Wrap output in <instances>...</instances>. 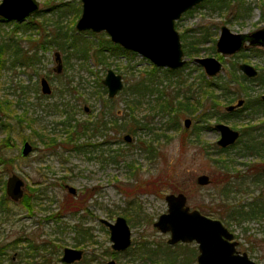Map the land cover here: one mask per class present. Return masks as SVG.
Here are the masks:
<instances>
[{
  "label": "rangeland",
  "instance_id": "1",
  "mask_svg": "<svg viewBox=\"0 0 264 264\" xmlns=\"http://www.w3.org/2000/svg\"><path fill=\"white\" fill-rule=\"evenodd\" d=\"M230 1H232L233 8L230 9L232 12H245L243 8L237 9L236 7V4L242 2L244 7L249 8L246 10L250 12L249 16L233 17V13H228L229 8L217 12L209 8V4H205L195 6L191 13H184L178 20H175V28L180 34L186 29H190L192 32H186V37L194 35L199 38L200 45L197 46L199 53L193 56L185 55L187 64L179 73L187 79L185 85L175 87V84H171L167 86V82L163 80L162 85L158 86L160 90L170 96L177 94L179 98L182 93L188 95L190 93L188 84L190 82L197 83L194 86L196 90L197 85L199 86L198 82H200L198 76L203 72L200 66L192 62L193 58L212 56L218 59L214 48L211 47L212 41L201 40L199 32L201 26H212L211 33L213 34V30H216L215 40L221 25H226L233 32H248L264 27V0ZM38 2V13L49 16L50 25L58 21V24L65 27L73 19L74 8L77 5L81 7L80 0H38ZM65 2L69 4H63ZM77 19L78 17L75 22ZM12 22L14 21L0 17V40L3 34L12 30ZM83 32L75 30V33ZM79 35L92 40L93 45H96L95 43L101 38L100 33H97V36ZM80 36L79 39H82ZM181 41L184 48V40ZM35 45L27 46L34 47ZM55 52L60 54V58L62 57L63 67L60 72H56ZM94 52V48L89 50L92 59L83 64L72 57L78 53L70 51L71 56L68 52L52 47L46 51H39L35 59L37 64L31 68L19 67L8 61L1 71L0 99L10 102L14 119L11 117L8 119L11 122L12 145L7 148L0 147V154L7 158L6 161H11L0 167L5 170L0 174V180L6 181L10 174L15 173L24 180L26 187L40 186L43 189L37 195L39 197L32 213H28L22 205L12 202L8 206L7 213L0 212V246H4L15 238L31 236L37 244H43L46 240L54 238L56 243L62 247H73L76 240L85 237L87 238V245H85L87 253L83 260L76 264H106L107 260L111 258L109 255L111 242L108 228L99 221L101 218L113 222L116 216H123L125 212L130 213L133 220L128 224L132 240L149 241L152 246H155L159 243L165 244L168 238V234L160 232L153 226L157 217L167 209L164 200L166 194L183 192L187 197V204L191 208H195L199 200H203L207 207L212 208H217L218 202H221L219 206L223 207L230 201H234L225 200L224 197L218 195L226 191V187H224L223 172L215 162L219 157V152L215 148L212 147L206 151L201 147H195L189 143L188 138L182 143L180 138L182 132L167 129L170 117L163 113L161 115L152 111L149 113L145 105L135 120L127 121L128 113L124 109L126 102L131 98L124 90L119 92L113 101H109L106 88L101 84L107 69H113L116 73L121 74L126 85L127 81L132 83L137 80L136 78L140 74H143V78H145V70L151 68V62L140 54L132 52L133 54L128 55L105 56L103 54L104 58H101L104 63H100L94 59ZM244 55L258 70L264 67V49L250 48V51H246ZM234 59L239 60L240 57ZM234 59L232 57L223 58L224 69L220 73L221 76L227 74V68L237 64ZM65 61H69L67 69ZM42 76H45L50 83L52 88L50 95H43L40 91L39 79ZM174 81L175 79L172 80V82ZM250 91L251 96H260L264 93V88L257 83H250ZM153 97L150 96V99ZM147 98L149 97H143L142 100L146 101ZM174 98L177 100V97ZM58 100L62 102V106L59 105L60 103L58 104ZM27 107L29 108L25 116L30 119L24 120L21 126L17 117H22V115L24 117ZM220 108L224 112V107ZM243 110L244 108L240 112L241 117L236 120L210 119L207 125L211 128L203 131V140L210 145L211 143L216 145V140L219 138V132L213 128L216 122H224L231 127L236 124L239 128L242 124L251 122L257 124L264 120V114L250 116L252 110ZM199 112L197 110L193 115L184 113L179 116L174 114V116L179 120L181 128H185L183 125L185 118L191 120L190 126L185 128L191 134L193 126L198 125L192 116L198 115ZM143 114H145L143 120L146 123H151L150 127H154L153 134H159L160 139L155 144L157 146L155 154H144L137 147L138 143H142V141L148 142L149 134L132 135L138 126L137 118L141 122ZM123 116L125 117L124 124L121 120ZM96 117L102 118L107 127L99 129L101 136L87 139V141L90 144H101L96 147L89 146L83 152L72 150L70 142H66L67 121L73 119L94 121ZM31 118H35V120H31ZM111 121L114 122V125L109 124ZM202 125L205 126L206 122H203ZM76 130L79 134L82 132L79 127ZM73 134L71 138L74 137ZM125 134H130L133 140L129 143L125 142L122 139ZM5 135L6 129L0 127V140ZM183 135H187V133H183ZM50 137L56 140L52 142ZM106 140L108 142H105ZM24 141H28L34 146L26 156L21 154ZM81 141H86V138ZM238 151V147L232 149L229 151V157L238 162L235 171L241 176L248 169L246 163L250 164V160L253 159L250 155L237 154ZM120 152H123L124 157L118 156L117 161H112V156ZM251 164L264 168V161L253 160ZM202 173L209 175L211 179L209 185L199 186L196 184V176ZM43 182L45 183L43 184ZM246 183L247 186H245ZM246 183L243 184V187L248 193L230 192V197L235 200L250 197V180H247ZM66 184L76 188V195L72 196L67 192L64 188ZM231 188L236 189L234 184L231 185ZM214 198H216V202H211ZM135 209L140 211V216L136 215ZM73 214L82 215L84 220L78 222ZM76 226L88 228V231L80 229L77 232ZM248 226L247 234L251 233L260 240L258 229L263 230L264 227H259L257 224ZM226 227L231 231L233 229L234 238L238 241V251L246 252L257 264H264V242L251 249L250 238L248 240L239 227L234 225ZM89 234H91L90 237ZM22 246L21 244L20 251H23ZM134 247V245L131 247L130 252L134 251ZM189 248H196V244L189 243ZM14 252L15 250L9 251V257L7 256L4 264H9V261L10 264H16L11 260ZM55 255L50 264H63L57 261ZM46 257H51L48 252H40V255L35 257L36 259L34 258L31 264H44L42 260ZM94 257L95 259H93ZM114 259L125 264H146L130 260L128 254L116 255ZM17 263L26 264V261L18 259Z\"/></svg>",
  "mask_w": 264,
  "mask_h": 264
},
{
  "label": "trees",
  "instance_id": "2",
  "mask_svg": "<svg viewBox=\"0 0 264 264\" xmlns=\"http://www.w3.org/2000/svg\"><path fill=\"white\" fill-rule=\"evenodd\" d=\"M63 4L69 3L65 2ZM205 4H209V8L214 11L226 8H229L230 10L233 8L230 0H204L198 6H203ZM236 7L237 9L243 8V10L249 9L244 7L242 2L236 4ZM80 12L81 7L77 5L74 8L73 19L66 27L58 24V21L50 25L49 16H44L41 13L28 16L20 22H12V30L3 34L0 40V76L1 71L8 61H10L13 65L17 64L19 67L31 68L37 64V60H35L37 53L39 51H46L52 47L68 53L70 51L78 53L76 55L74 54V56L70 53L69 54L74 59L83 62V64H85L89 59H92V56L89 54V50L91 48H94L95 51L93 55L94 59L100 63H104V60L101 58H104L103 54L105 56L115 54H133V51L126 50L117 44H113L104 32L100 33L99 36L101 38L99 41L96 43L94 42L96 45H93L92 40L84 38L79 34H92L97 36V33H93L91 31L75 33L73 24ZM191 12L192 9L188 10L186 13ZM210 34L209 30H207V32L203 33V39H205V37H209ZM79 36L82 39H79ZM181 39L184 40L185 43L184 51L186 55L193 56L199 53V48H196V45L199 42H197L196 39L187 40L184 32L181 33ZM192 41L194 42L192 43ZM32 44L36 45L34 47L27 46H31ZM68 64L69 61H65L66 69ZM179 73L180 69L169 70L167 68L162 69L151 65L149 70H145V78H143V74H140V76L136 78L137 80H134L132 83L127 81L123 90L126 91L131 98H129L130 101L128 100V102H126L128 119H135V114L139 110L140 106L146 104L145 107L148 111L156 112L159 115L163 113L170 117L168 118L169 124L167 129H172L174 132H182L180 135L182 143L188 138L189 143L193 144L195 147H201L206 151L213 147L219 152V157L216 158L215 162L223 172V181L226 191L218 195H220V197H224L225 200L234 201H230V203L224 205L223 207H220L219 203L221 202L217 201L218 203L216 206L218 207L212 208L207 207L203 200H199V203L195 205V208H197L204 215L221 220L226 226L234 225L239 227L246 238L248 240L250 238L251 249H253L255 246L257 247L259 243L264 242V229H258V233L261 237L260 240L255 238L251 233L247 234L249 224H257L259 227H264V168L260 165L255 167L251 164L253 160L264 161V126L262 121L257 124H253L252 122L243 124L240 128L241 135L238 141L226 148H220L214 143H211L210 145L208 142L203 140L202 134L205 129L211 128V126L207 125L209 124L208 121L210 119L214 118L217 121L226 118L235 119L238 117V114L235 115V112H241L243 108L244 110H252L250 113H253V115L259 113L264 114V101L261 100L259 95H249V82L257 83V85L264 88V67L258 70L256 77L250 79L238 73L236 64L229 68L228 74L232 80H227L224 76L205 78L204 73L201 72L198 76V81L200 80V82H198L199 86L197 85L196 90L194 86L197 83L190 82L188 84V86H190V93L188 95L182 93L180 98L177 94L170 96L158 88V86L163 83V80L167 82V86H170L171 84H175V87L185 85L187 83V79H185L182 75H179ZM173 79H175L174 82H172ZM242 95L246 96L247 99L241 109L232 113L221 111V106L231 103L233 100ZM150 96L154 97L150 99ZM249 96H251L250 99ZM143 97L149 98L146 101H143ZM174 97H177V100ZM197 110L200 111L199 114L192 117H194L198 125H194L190 131L191 134H189L186 129L181 128L179 120L175 118L174 114L176 116L184 113H190L193 115L197 112ZM12 112L10 102L6 99H0V127L6 129L5 137L0 140L1 148H7L12 145L10 139L11 122L8 120L10 117L14 119ZM17 119H19L18 123L22 126L23 121L25 120L23 115L22 117L18 116ZM99 119L102 118L96 117L94 121H88L85 125L80 124L83 125L82 133L89 134V131L91 133L89 134L90 136L100 133L99 129H101L102 126L100 123H97L99 122ZM31 120H35V118H31ZM71 122L72 120H69L68 125L65 127V134H67L66 142H70V145L72 141L71 135L76 130V127L74 124H71ZM203 122H206L205 126L202 125ZM30 123L32 122L30 121ZM149 128L150 136L147 140L148 142H142L140 150L143 151L144 154H155L157 148L155 143H158L160 138H158L159 134H153L152 128ZM183 133H187V135H183ZM133 134L137 135V132L135 131ZM50 139L52 142L56 140L52 137H50ZM71 147L73 148L72 145ZM237 147L239 148L237 154H240L241 156L250 155L253 159L252 161L250 160V165L249 163H246L248 169L245 173L241 174V176L235 171L236 164L238 162L232 157H229V151ZM224 153L228 154L225 156L223 155ZM115 155L122 156L123 154L120 152ZM6 159V157L0 154V167L5 163L11 162L6 161ZM2 172H5V170L0 168V174ZM247 180H250V197H244L243 199L236 200L235 198L230 197V192L241 194L243 191L245 194L248 193L246 192V188L243 187V184L246 183ZM232 184L236 187L235 190L231 188ZM247 185L248 184L246 183L245 186ZM4 186L5 181L0 180V212L7 213L9 209L8 206L11 201L4 192ZM42 189L43 188L40 186H27L26 191L18 204L26 207L29 210V213H31L33 209H35L36 200L39 197L37 195L40 194L39 192L42 191ZM211 202H216V198H214ZM123 214L127 217V220L131 222L132 216L129 213ZM235 237L237 238V236ZM16 242L17 241L15 240L5 246H0V264H4L9 251L15 249ZM140 245L141 246H139L137 251L128 254L130 260H138L146 263L148 261L152 264H181L186 262L185 259L188 260L187 256H183L182 254H170L166 249H164L168 248V246L163 244L152 247L150 243L144 241L140 243ZM29 250H40V248L38 246L30 245ZM110 253L113 255L112 252ZM181 256L183 258H181Z\"/></svg>",
  "mask_w": 264,
  "mask_h": 264
},
{
  "label": "water",
  "instance_id": "3",
  "mask_svg": "<svg viewBox=\"0 0 264 264\" xmlns=\"http://www.w3.org/2000/svg\"><path fill=\"white\" fill-rule=\"evenodd\" d=\"M81 14L76 20L77 31L90 30L92 32H105L114 44L126 50L133 51L150 60L158 67L178 69L186 62L181 47L180 34L175 28V20L183 13L191 10L204 0H80ZM39 11L38 0H1L0 17L6 20L20 22ZM250 45L264 47V27L250 33H233L223 26L216 42L218 52L226 55L239 51L244 42ZM57 62L56 72L61 71V59L58 52L54 53ZM194 62L201 65L208 76H214L221 70V63L214 57H197ZM242 72L252 78L258 70L251 64L239 65ZM41 91L49 94L51 89L47 80L42 77ZM102 83L107 88L108 97H113L123 87L120 74L108 69ZM264 100V94L261 95ZM242 100L236 105L226 109L232 110L240 106ZM184 126L188 128L191 120L184 119ZM219 132L216 145L224 148L233 144L239 137V132L224 123L213 126ZM130 140V135H125ZM32 145L25 141L21 153L28 155ZM199 186L209 185L211 179L208 174H199L195 178ZM24 180L12 173L6 178L5 193L11 201L17 202L24 195ZM74 194L76 189L70 185L65 186ZM167 205L165 212L161 213L153 225L162 233H169L167 242L189 243L195 241L198 245V264H257L246 252L237 249L238 241L234 233L219 219L201 213L197 208L187 205V198L183 192L168 193L164 196ZM110 233L111 248L124 250L130 245V228L125 217L118 215L114 221L100 219ZM82 257V250L65 247L62 261L71 263ZM107 264H122L109 260Z\"/></svg>",
  "mask_w": 264,
  "mask_h": 264
},
{
  "label": "flooded vegetation",
  "instance_id": "4",
  "mask_svg": "<svg viewBox=\"0 0 264 264\" xmlns=\"http://www.w3.org/2000/svg\"><path fill=\"white\" fill-rule=\"evenodd\" d=\"M232 2V1H231ZM199 5V4H198ZM217 12L218 11H220V10H216ZM245 12H236V11H233L232 12V10H229V14H232L233 13V17H237V18H241V17H247V16H249L248 15V13H250L249 11H246V10H244ZM186 13V12H185ZM80 14H81V12H80ZM80 14H79V16H80ZM184 14V13H183ZM182 14V15H183ZM79 16H78V18H79ZM76 23V22H75ZM223 26H226V25H221L220 26V28H219V33H218V37H217V39L215 40V38H214V35L216 34V30L214 29L213 31H214V33L212 34L211 33V31H210V29L212 28V26H208V27H203V26H201L200 27V33H201V40H203V41H207V40H211L212 41V48H214V50H215V53L217 54V58H218V60L220 61V63H221V70H220V72H218L216 75H214V76H208L207 74H206V72H205V70H204V68L201 66V65H199L198 63H196L198 66H200L201 68V70H203V73H204V77L205 78H212V77H216V76H221L220 75V73L223 71V69H224V66H223V62H222V60H223V58H225V57H232L233 59L234 58H239L240 57V59L239 60H237V59H234V60H236V66H237V70H238V73H240V74H242V75H244L246 78H248V79H250V77H248V76H246L243 72H242V70H240V68H239V65L240 64H242V63H247V64H251L250 63V61H249V59H247L248 57L247 56H245L244 54H245V52L246 51H250V48L251 49H254V48H257V49H264V47H262V46H260V45H255V46H253V45H250V43L249 42H247V41H245L244 42V44H243V47L239 50V51H237V52H235V53H233V54H230V55H226V54H222V53H220V52H218L217 51V49H216V42H217V40H218V38H219V35H220V32H221V28L223 27ZM227 27V26H226ZM74 28H75V25H74ZM207 28V29H206ZM216 28V27H215ZM76 30V29H75ZM207 30H209V32L211 33L210 34V36L209 37H205V39H203L204 38V36H203V33H205V32H207ZM230 30V29H229ZM257 30V29H256ZM77 31V30H76ZM85 31H90V30H85ZM192 32V30H187L186 29V31L184 32L185 34H186V32ZM231 31V30H230ZM255 31V30H254ZM78 32H81V31H78ZM83 32V31H82ZM92 32V31H91ZM183 32H181V33H183ZM231 32H233V31H231ZM250 32H252V31H248V32H233V33H250ZM93 33H95V32H93ZM98 33H101V32H98ZM105 33V32H104ZM106 34V33H105ZM180 34V33H179ZM107 35V34H106ZM187 36V35H186ZM107 37L109 38V40H110V37H109V35H107ZM187 39L189 40H197V42H199L196 46H198V45H200V40H199V38H196L194 35H191L190 37H187ZM182 39H181V34H180V41H181ZM111 41V40H110ZM194 41H192V43H193ZM196 42V41H195ZM114 44V43H113ZM118 45V44H117ZM181 47H182V49H183V52H184V57H183V59H185L186 60V62H185V64L183 65V66H181L180 68H178V69H169V68H167V69H169V70H179L180 69V71L183 69V67L187 64V59L185 58V51H184V48H183V44H182V41H181ZM194 47H195V45H194ZM196 48H198V47H196ZM260 51H262V50H260ZM205 57H212V56H205ZM194 58H197V57H194ZM193 58V59H194ZM199 58V57H198ZM61 59V69H62V67H63V62H62V57L60 58ZM54 61H55V59H54ZM150 61V60H149ZM56 62V61H55ZM192 62H194L193 60H192ZM152 64V63H151ZM252 65V64H251ZM152 66H155L154 64H152ZM197 66V67H198ZM233 66V65H232ZM254 66V65H253ZM155 67H157V68H162V69H165L166 67H158V66H155ZM255 67V66H254ZM256 68V67H255ZM257 69V68H256ZM108 70V69H107ZM113 70V69H112ZM258 70V69H257ZM114 71V70H113ZM107 72V71H106ZM115 72V71H114ZM228 72H229V68H227V74L226 75H224V77L227 79V80H232V78H230V76H229V74H228ZM116 73V72H115ZM118 74V73H117ZM258 74V73H257ZM106 75V74H105ZM121 75V74H120ZM257 76V75H256ZM255 76V77H256ZM42 77H44L46 80H47V82H48V84H49V87H50V89H51V91H50V93L49 94H44V93H42V91H41V82H40V79L42 78ZM42 77H40V79H39V84H40V91H41V93L43 94V95H50L51 94V92H52V88H51V86H50V83H49V81H48V79L45 77V76H42ZM105 77V76H104ZM223 77V76H222ZM121 78H122V76H121ZM252 78H254V77H252ZM122 82H123V87H122V89L120 90V91H118L117 92V94L119 93V92H122V90H123V88H124V86H125V81L123 80V78H122ZM101 84L103 85V83H102V80H101ZM162 84H160V86H161ZM104 86V85H103ZM249 86H250V82H249ZM105 88H106V86H104ZM106 91H107V88H106ZM116 94V95H117ZM264 94V93H263ZM263 94H261V95H263ZM116 95L115 96H113V97H108V95H107V97H108V99H109V101H113V99L116 97ZM249 95H250V90H249ZM261 95H260V98H261ZM42 96V95H41ZM148 99V98H147ZM146 99V100H147ZM246 99H247V97L246 96H240V97H238V98H236L235 100H233L231 103H228V104H225V105H223V107H224V112H226V113H232V112H234V111H236V110H239V109H241L242 107H243V105H244V103L246 102ZM249 99H250V96H249ZM239 100H242V104L240 105V106H236L234 109H232V110H227L226 108L228 107V106H230V105H236L237 104V102L239 101ZM262 101H264L263 99H261ZM235 101V102H234ZM141 102H142V100H141ZM60 103V104H59ZM58 104L60 105V106H62V102L61 101H59L58 100ZM25 105V104H24ZM30 105H31V103H30ZM146 106V104H143V105H141L140 106V108H139V112H136V114H135V118H136V116L138 117V113H140V112H142L141 110H142V108H143V106ZM127 107V106H126ZM28 108L29 107H27L26 109H27V111L24 113V118H25V120H28V119H30V117H27V116H25V114L28 112ZM84 110H85V108H84ZM247 110H249V109H247ZM124 111L125 112H127V108H125L124 109ZM148 111V110H147ZM244 111V110H243ZM246 111V110H245ZM149 113L151 112V111H148ZM238 114V115H237ZM126 115V114H125ZM235 115H237L238 117H236L235 119H229V120H236V119H238L239 117H241V114H240V112H235ZM250 116H253V113H250ZM144 117H145V114H143L142 115V117H141V122H140V119L139 118H137V122H138V126H137V129H136V132H137V134L138 133H143V134H145V133H147V134H149V127L152 125L151 123H146L143 119H144ZM227 119V118H226ZM84 119H82V120H80V119H73L72 121H73V124H74V126L76 127V128H80V129H82L83 128V125H80V124H86L88 121H83ZM121 120L123 121V124H124V122H125V117L123 116V117H121ZM126 120L128 121V120H135V119H132V118H129V119H127L126 118ZM220 120H222V119H220ZM89 121H91V120H89ZM99 122H97V123H100L101 124V126H102V129H103V127H104V129H106V127H107V124L105 123V122H103V120L102 119H99L98 120ZM219 121V120H218ZM184 122V121H183ZM28 123H29V121H28ZM68 123H69V121H67V123H66V125H68ZM111 123V125H114V122L113 121H111V122H109V124ZM216 123H224V122H216ZM216 123H214V125L216 124ZM123 124H122V126H123ZM191 124V123H190ZM224 124H226V123H224ZM262 124H263V126H264V120L262 121ZM183 125H184V123H183ZM213 125V126H214ZM228 125V124H227ZM243 125V124H242ZM241 125V126H242ZM121 126V127H122ZM228 126H230V125H228ZM241 126L239 127V128H237V126H236V124L235 125H233V127H231L232 129H235V130H237L238 132H239V137L237 138V140L233 143V144H235L237 141H238V139L240 138V135H241V132H240V128H241ZM185 127V126H184ZM152 128V130H154V127H151ZM186 128V127H185ZM184 128V129H185ZM169 129V128H168ZM88 133L89 134H91L89 131H88ZM89 134H87V133H77V130H75V132H74V137L72 138V141H71V145L73 146V148L71 147V145H70V148L72 149V150H74V151H77V152H83V151H85L86 150V148L87 147H89V146H93V147H96V145H100L101 143H97V144H90V142L89 141H87V139L89 140V139H91V138H93V137H98V136H101V132L100 133H98V134H96V135H89ZM84 135H88L87 137L86 136H84ZM125 135H130V134H125ZM124 135V136H125ZM132 135H134V134H132ZM103 136V135H102ZM124 136H123V140L125 141V142H127V143H129V142H131L132 140H133V137L130 135V140H126L125 138H124ZM137 136V135H136ZM150 136V135H149ZM84 138H86V141H81V139H84ZM149 138V137H148ZM159 138V137H158ZM25 142V141H24ZM23 142V143H24ZM105 142H108V140H106ZM142 142H146V141H142ZM155 144H157V143H155ZM233 144H231V145H233ZM32 145V144H31ZM127 145H129V144H127ZM230 145V146H231ZM23 146V145H22ZM137 147L140 149V147H141V143H138V145H137ZM219 147V146H218ZM227 147H229V146H227ZM33 148H34V146H32V150H33ZM221 148V147H220ZM224 148H226V147H224ZM116 152V151H115ZM117 152H119V150H117ZM142 152V151H141ZM22 154V153H21ZM122 154H123V152H122ZM23 156H26V155H23ZM118 156H120V155H113L112 156V158H111V160L112 161H117V157ZM120 157H124V155H122V156H120ZM250 165V164H249ZM248 167V166H247ZM6 182V181H5ZM46 182V181H45ZM45 182H43V184L45 183ZM196 182V181H195ZM25 183V182H24ZM60 185V184H59ZM62 185V184H61ZM66 185H69V184H66ZM66 185H64V188L67 190V188L65 187ZM71 186V185H70ZM25 187H26V185H24V193H25V191H26V189H25ZM72 187H74V186H72ZM44 188H45V186H44ZM75 188V187H74ZM76 189V188H75ZM4 192H5V186H4ZM67 192H69L68 190H67ZM70 193V192H69ZM76 193H77V190H76V192L74 193V194H72V193H70V194H72V196H74V195H76ZM6 194V193H5ZM7 196V195H6ZM8 197V196H7ZM9 198V197H8ZM187 198V197H186ZM10 199V198H9ZM11 201V200H10ZM20 201V200H19ZM19 201H17V202H13V201H11L12 203H14V204H18L19 203ZM188 205V204H187ZM27 211H28V213H29V210L26 208V207H24ZM82 208H83V206H82ZM191 208V207H190ZM84 209V208H83ZM86 209H87V207H86ZM33 211H34V209H33ZM32 211V212H33ZM135 211H136V215L137 216H140V211H137L136 209H135ZM31 212V213H32ZM137 212H139V213H137ZM126 213V212H125ZM128 214V213H127ZM130 214V213H129ZM76 218H77V221L78 222H82V220H84L83 218V216L82 215H78V214H76V215H78V216H76L75 214H73ZM122 216V215H121ZM123 217H125L126 218V220H127V217L123 214ZM102 219V218H101ZM132 220H133V217H132ZM99 221H100V219H99ZM109 221V220H108ZM101 222V221H100ZM102 223V222H101ZM127 223H129V221L127 220ZM154 223V222H153ZM103 224V223H102ZM104 226H106L105 224H103ZM128 226H129V224H128ZM154 226V225H153ZM77 228V232H79V230L80 229H85V230H87L88 231V228H80V227H78V226H76ZM107 227V226H106ZM108 228V227H107ZM130 228V227H129ZM156 228V227H155ZM157 229V228H156ZM158 230V229H157ZM108 231H109V229H108ZM166 234H168V237H169V233H166ZM91 236V234H89V237ZM88 237V238H89ZM17 241L16 242V247H15V252L13 253V257L11 258V260L12 261H14V262H16V264H19V263H17L18 262V259L20 260V261H26V264H31V261L35 258V257H37V256H39L40 255V252H44V251H46V252H48V254L51 256V257H46V258H44L43 260H42V262L44 263V264H50L51 262H52V260H53V256H54V254H56L55 256L57 257V261L58 262H61V263H63V264H76V263H78V262H80L81 260H83V258L85 257L84 255H85V253H87V251L85 250V245H87V238H83V239H78V240H76L75 241V243H74V245H73V247L72 248H75V249H80V250H82V257L79 259V260H75V261H73V262H71V263H66V262H64V261H62V256H63V250H64V248L65 247H70V246H65V247H62V246H60V245H58L57 243H56V239H54V238H52V239H48V240H46L43 244L42 243H40V244H37L36 243V241H34V239L31 237V236H26V237H19V238H15L14 240H12V241H9L8 243H12V242H14V241ZM109 240H110V233H109ZM130 240H131V242H130V245L126 248V249H124V250H113L112 248H111V245H110V248H111V250H110V252H112L113 253V255L110 253L109 255L111 256V258L109 259V260H111V259H113L114 261H116L114 258H116V255H119V254H130V253H132V252H134V251H137L138 250V248H139V246H141L140 245V243H142V242H144V241H141V240H132V236H131V230H130ZM167 240H168V238H167ZM167 240H166V243L165 244H163V243H159V244H163V245H165V246H168V248H164V249H166L170 254H172V255H175V254H182L183 256H187V258H188V260L187 259H185L186 260V262H183V263H181V264H192V263H194V262H196L197 264H198V262H197V255H198V253H199V251H198V245H197V243L195 242V241H192V242H189V243H195L196 244V248H189V243H183V242H177V243H174V244H169L168 242H167ZM88 242H91V240H88ZM111 242V241H110ZM146 242H148V243H150L151 244V242H149V241H146ZM8 243H6V244H8ZM25 243V244H24ZM5 244V245H6ZM23 245L22 246V248H23V251H20V245ZM159 244H157V245H159ZM4 245V246H5ZM30 245H34V246H38L39 248H40V250H29V247H30ZM133 245L135 246L134 248V251H132V252H130V250H131V247H133ZM157 245H155V246H157ZM152 246V245H151ZM62 247V248H61ZM152 247H154V246H152ZM57 248H61L60 249V251H59V249H57ZM171 249H173V250H171ZM11 251V250H10ZM177 253H176V252ZM130 252V253H129ZM181 258H183L182 256H181ZM23 259V260H22ZM36 259V258H35ZM93 259H95V257L93 258ZM109 260H107V262L109 261ZM138 261V260H137ZM107 262H106V264H107ZM117 262V261H116ZM118 263H121V262H118ZM143 263H146V262H143ZM9 264H10V261H9ZM12 264V263H11ZM24 264V263H23ZM122 264H125V263H122ZM146 264H152L151 262H148L147 261V263Z\"/></svg>",
  "mask_w": 264,
  "mask_h": 264
},
{
  "label": "bare ground",
  "instance_id": "5",
  "mask_svg": "<svg viewBox=\"0 0 264 264\" xmlns=\"http://www.w3.org/2000/svg\"><path fill=\"white\" fill-rule=\"evenodd\" d=\"M37 13H38V12H37ZM37 13H36V14H37Z\"/></svg>",
  "mask_w": 264,
  "mask_h": 264
}]
</instances>
